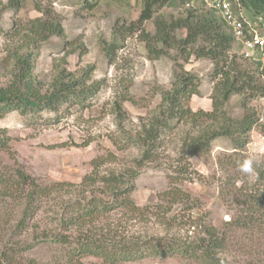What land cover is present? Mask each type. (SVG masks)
I'll list each match as a JSON object with an SVG mask.
<instances>
[{
    "label": "rangeland",
    "instance_id": "obj_1",
    "mask_svg": "<svg viewBox=\"0 0 264 264\" xmlns=\"http://www.w3.org/2000/svg\"><path fill=\"white\" fill-rule=\"evenodd\" d=\"M21 3L23 6L18 11L7 8L0 17V59L6 55L8 45H18V39L11 40L6 33L12 31L19 21L42 15L35 9L33 0H21ZM43 3L51 4L60 16L64 36L54 35L41 43L35 60L37 77L49 82L55 66L67 61L71 70L92 65V78L101 80L102 87L86 101L85 106L67 108L64 105L58 112L45 110L29 115L13 110L0 117V136L7 140L4 148L0 147V248L6 243L9 246L18 243L15 249L8 251L15 261L35 259L40 264H68L66 246L53 242L52 238L36 242L34 233L41 232L42 228L52 233L65 232L58 222L71 209L66 203L79 199V193L74 191L76 188L66 185L43 197L35 220L30 219L29 228L19 231L16 225L22 217L26 200L14 192L4 194L6 188L2 182L17 179L20 169L41 185L53 182L79 185L96 164L101 174L119 173L126 167L139 170L132 197L141 206L159 203V195L173 185L191 193L186 192L188 197H184L180 205L163 201V208L167 210L168 207L167 216L179 215L182 226L174 224L169 228L163 215L152 213L143 221L126 216L123 220L126 221L125 235L128 237L165 235L168 232L170 236L177 233L196 239L205 234L206 228L215 229L224 236L222 253L227 263L264 264V226L243 224L245 215L264 211V205L238 202L249 199L248 194L255 193L254 189H259L257 195L264 189L257 171L264 167V98L255 97L249 105L260 119L247 135L248 143L243 148L236 149L230 137L222 136L212 142L206 154L182 160V139L188 133L198 134L201 125L206 126L212 121L203 118L193 125L191 119L174 120L172 128L158 142L155 160L139 165L138 160L142 159L140 149L124 142L123 136L137 135L144 124H149L150 119L159 114L161 91L171 88L183 66L201 80L200 94L193 95L186 106L193 111H211L215 95L213 62L195 56L184 62L180 53L173 49L169 50L170 55L150 59L140 32L132 33L126 29L139 17L137 0H43ZM183 10L184 7L165 6L159 13L168 18L172 14L178 16ZM121 27H124L125 38L116 33ZM144 27L154 34L153 20L146 22ZM185 34L184 30L178 32L180 37ZM114 36L121 47L116 61H111L104 53L102 43ZM174 58H178L176 64ZM6 74L7 67L0 68V79H6ZM123 96L129 99L123 101L124 117L114 108L121 103ZM241 102V96L235 94L223 108L232 116L241 118L245 113ZM248 157L255 160L256 175L252 177L238 167ZM237 188L241 191L238 192ZM122 214L112 211L109 219L115 223L114 219L121 218ZM237 219L243 220L240 225L235 224ZM35 223L41 228L33 230ZM23 243H30L31 247L24 249ZM85 261L97 260L88 258ZM124 264L206 263L177 254L149 256Z\"/></svg>",
    "mask_w": 264,
    "mask_h": 264
},
{
    "label": "trees",
    "instance_id": "obj_2",
    "mask_svg": "<svg viewBox=\"0 0 264 264\" xmlns=\"http://www.w3.org/2000/svg\"><path fill=\"white\" fill-rule=\"evenodd\" d=\"M137 1L140 5L139 17L126 29L132 33L140 32L141 40L146 43L149 58L158 59L163 55H170L169 50L173 49L180 53L184 62H188L192 56L209 59L214 64L212 80L215 81L213 109L193 111L186 104L193 95L200 94L201 80L198 75L185 70L184 66L178 71L171 88L161 91L159 114L154 115L149 124H144L137 135L123 136L124 142L140 149L142 159L138 160L139 165L155 160L158 142L163 134L172 128L174 120L183 122L191 119L193 125H197L199 119L203 118L212 121L207 124L208 126L201 125L198 134L188 133L182 139L184 153L182 160L189 156L206 154L212 142L222 136L230 137L236 149L243 148L248 143L247 135L260 119L256 110L249 105L255 97L264 98V67L261 62L252 63L241 59L234 50L236 42L225 21L216 12L208 9L202 0ZM33 2L35 9L42 15L19 21L12 31L6 33L11 40L17 38L18 45H8L6 55L0 59V68L7 67L6 79H0V117L13 110L29 115L40 114L45 110L58 112L64 105L67 108L85 106L86 101L102 87L101 80L92 78L94 71L92 65L71 70L67 66V61L55 66V73L49 82L37 77L35 60L41 43L54 35L64 36V28L60 16L51 4H44L43 0ZM240 2L252 16L264 12V0ZM22 6L21 0H7L6 3L0 0V17L7 8L18 11ZM165 6L184 7V10L178 16L172 14L166 18L159 13ZM150 20H153L155 26L154 34L144 27ZM123 28H119L116 33L125 38ZM181 30L186 32L184 37L178 35ZM102 44L107 57L111 61H116L117 52L121 47L117 37L114 36L110 41L104 40ZM174 59L176 64L178 58ZM235 94L242 98L245 113L241 118L232 116L223 108ZM125 100L129 99L123 96L121 103L114 106L115 111L123 117L122 105ZM114 142L118 143L116 140ZM6 143L7 140L0 136V147L4 148ZM94 166L93 171L86 174L79 185L68 182L41 185L20 169L17 172V179L3 180L6 188L4 194L12 195L14 192L17 193V197L26 200L22 217L16 225L17 229L20 231L29 228V221L35 220L43 197H47L53 190L72 185L76 188L74 191L79 193V199L66 203V207L71 209L58 222L65 232L52 233L47 228L40 229L36 223L33 229L41 230L34 233L36 242L52 238L53 242L66 246L68 264H124L149 256L166 257L177 254L204 261L206 264H230L222 253L225 245L224 236H220L215 229L206 228L205 234L196 239L190 235L179 236L177 233L170 236L171 233L168 232L165 235L148 237L125 235L126 221L123 217L126 216L128 219L143 221L147 214L152 213L163 215L164 223L169 228L174 224L182 226L183 220H180V216L173 214L168 217L166 214L168 207L167 210L163 207L164 200H168V204L177 202L180 205L184 197H188L187 191L173 185L159 195V203L141 206L132 197L134 181L139 170L126 167L119 173L110 171L101 174L97 165ZM257 171L259 179L264 182V167L258 168ZM233 185L235 186V182ZM237 189L238 192L241 191V188ZM258 190L256 188L255 193L248 194L249 199L238 202L244 205L258 203L263 206L264 189L257 195ZM87 192L90 194L87 195ZM112 211L123 212L121 218L114 219L115 223L109 219L112 217ZM245 218V221L237 219L234 222L236 225L243 221L246 226L248 223L264 226V211L248 213ZM68 230L69 233H66ZM17 244L9 246L6 243L0 248V264H40L35 259L15 261L8 251L15 249ZM23 244L24 249L31 247L30 243ZM88 258L97 261L86 262L85 259Z\"/></svg>",
    "mask_w": 264,
    "mask_h": 264
},
{
    "label": "built area",
    "instance_id": "obj_3",
    "mask_svg": "<svg viewBox=\"0 0 264 264\" xmlns=\"http://www.w3.org/2000/svg\"><path fill=\"white\" fill-rule=\"evenodd\" d=\"M202 1L223 18L241 47L242 58L252 63L261 62L264 66V12L250 16L240 0Z\"/></svg>",
    "mask_w": 264,
    "mask_h": 264
},
{
    "label": "clouds",
    "instance_id": "obj_4",
    "mask_svg": "<svg viewBox=\"0 0 264 264\" xmlns=\"http://www.w3.org/2000/svg\"><path fill=\"white\" fill-rule=\"evenodd\" d=\"M247 13H248V15L252 16L248 11H247ZM236 45H237L236 46L237 52L241 56V47L237 43H236ZM241 58H242V56H241ZM254 164H255L254 158L248 157V158L244 159L243 162L238 165V167L242 173L246 174L248 177H252V176L256 175Z\"/></svg>",
    "mask_w": 264,
    "mask_h": 264
}]
</instances>
